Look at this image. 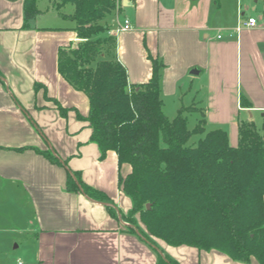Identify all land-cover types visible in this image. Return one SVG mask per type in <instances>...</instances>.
I'll return each instance as SVG.
<instances>
[{"label":"crops","instance_id":"obj_1","mask_svg":"<svg viewBox=\"0 0 264 264\" xmlns=\"http://www.w3.org/2000/svg\"><path fill=\"white\" fill-rule=\"evenodd\" d=\"M119 1L103 23L116 37V58L130 85L151 79V54L163 64L165 112L172 104L204 109L208 128H225L231 146L239 143L241 122H253L264 136L261 0ZM39 14L27 20L25 0H0V195L22 209L20 244L32 248L13 264H158L157 249L179 264H259L160 239L155 249L129 230L124 219L133 203L119 175L131 166H120L115 151L101 158L89 122L79 117L88 115L89 98L58 69L59 48L80 41L75 21L40 25ZM249 17L259 26L244 25ZM126 19L130 30H122ZM49 147L86 184L105 192L116 213L69 191L66 168L39 152Z\"/></svg>","mask_w":264,"mask_h":264},{"label":"trees","instance_id":"obj_2","mask_svg":"<svg viewBox=\"0 0 264 264\" xmlns=\"http://www.w3.org/2000/svg\"><path fill=\"white\" fill-rule=\"evenodd\" d=\"M68 3L75 11L64 16L75 21L80 41L59 48L58 69L89 98L88 115L79 117L89 122L101 158L115 151L120 166H131L126 176L119 175V185L133 203L128 217L122 214L124 220L134 219L129 230L155 249L160 239L264 264V136L256 125L241 122L239 143L231 146L225 128H208L202 108L182 106L174 118L168 117L161 90L163 64L149 54L151 79L130 85L116 58V37L103 22L120 1L63 0L58 6ZM25 13L27 20L39 14L37 0H25ZM198 111L201 118L190 127L189 115ZM39 152L66 168L69 191H82L116 213L107 194L86 184L53 148ZM157 252L158 264H179Z\"/></svg>","mask_w":264,"mask_h":264},{"label":"rangeland","instance_id":"obj_3","mask_svg":"<svg viewBox=\"0 0 264 264\" xmlns=\"http://www.w3.org/2000/svg\"><path fill=\"white\" fill-rule=\"evenodd\" d=\"M62 1L63 0H37V7L40 9L37 22L40 25L50 26L71 23L72 21L70 19H65L61 14H73L75 7L71 3L62 7L56 6V2L59 5ZM260 4L262 6L264 0H261ZM168 106L166 110L167 116H176L178 112L177 109H179L178 106H173V104L172 108ZM198 121L199 118L197 115L193 114L189 116L188 123L190 127H194ZM21 216L22 209L19 206L17 208L11 201H8V199L0 195V264H13L18 257H26L29 253H32V248L30 246L20 244L21 232L23 231ZM137 219L143 229L148 232L142 220L139 217H137ZM126 220L132 222L134 219L126 218Z\"/></svg>","mask_w":264,"mask_h":264},{"label":"built area","instance_id":"obj_4","mask_svg":"<svg viewBox=\"0 0 264 264\" xmlns=\"http://www.w3.org/2000/svg\"><path fill=\"white\" fill-rule=\"evenodd\" d=\"M244 25L248 27H257L259 26V21L256 17H249L245 22ZM132 27L131 21L129 19H126L124 22V25L122 27V30H130ZM240 28H238L239 30ZM18 264H24L23 262L19 261Z\"/></svg>","mask_w":264,"mask_h":264},{"label":"water","instance_id":"obj_5","mask_svg":"<svg viewBox=\"0 0 264 264\" xmlns=\"http://www.w3.org/2000/svg\"><path fill=\"white\" fill-rule=\"evenodd\" d=\"M147 207L149 208L150 207V204H148Z\"/></svg>","mask_w":264,"mask_h":264}]
</instances>
